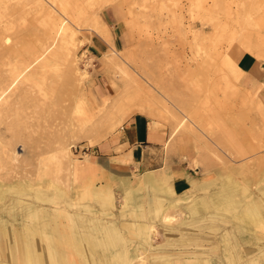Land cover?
I'll return each mask as SVG.
<instances>
[{
    "label": "rangeland",
    "instance_id": "rangeland-1",
    "mask_svg": "<svg viewBox=\"0 0 264 264\" xmlns=\"http://www.w3.org/2000/svg\"><path fill=\"white\" fill-rule=\"evenodd\" d=\"M101 2L0 0V191L41 186L50 192L52 186L77 205L91 194L108 197L106 211L71 212L92 216L97 231L113 224L131 245L135 238L122 222L143 221L142 209L152 218L150 207L119 213L127 206L124 191L143 178L135 173L120 180L117 206L111 183H103L102 172L88 161L96 143L143 112L170 137L193 143L192 161L207 182L172 197L176 205L168 211L181 212L179 220L155 222L151 248L136 264L187 257L194 258L189 264L214 257L221 264L254 258L264 264V217L245 210L264 187V85L246 87L236 67L243 43L264 50V0ZM97 19L109 38L95 30ZM70 32L76 45L68 53L63 41ZM107 97L113 105L101 109ZM152 179L171 192L164 177L153 173ZM221 190L225 197L206 204L199 198ZM233 216L250 229L241 238L252 249L240 257ZM224 245L232 260L223 255Z\"/></svg>",
    "mask_w": 264,
    "mask_h": 264
},
{
    "label": "crops",
    "instance_id": "crops-1",
    "mask_svg": "<svg viewBox=\"0 0 264 264\" xmlns=\"http://www.w3.org/2000/svg\"><path fill=\"white\" fill-rule=\"evenodd\" d=\"M94 47L99 48L98 45ZM236 62L244 74L243 85L250 88L262 83L264 85V64L254 54L244 51ZM89 153L93 161L89 160L88 163L102 172L101 181L111 183L113 194L116 195L115 204L121 200L122 190L117 186L121 184L120 180L133 178L135 173L141 175L140 179L143 178L140 183L124 191L127 206L119 213L138 212L145 203L150 207L152 218L147 217L148 212L142 209L143 221L122 222L124 230L135 238L134 242L125 246L123 234L118 233L113 224L110 227L102 226L97 231L92 216L84 215L82 218L76 210L75 214L71 212L74 208L86 214L106 211L111 207L108 197L91 194L83 197L77 205L73 199L66 200L52 186L50 192H45L46 188L41 186L9 189L0 191V257L3 258L0 264H127L138 253L151 248L154 224L157 220L165 223L162 220L164 214L172 217V221L166 224L179 220L181 212L174 216L168 211L170 205H176L172 197L197 190L207 182V177L199 170L198 161L196 164L192 161L196 158L193 143L185 136L170 137L169 130L154 125L153 120L143 112H136L125 119L120 127L96 143ZM153 173L167 180L171 192L167 187L166 190L161 188L152 179ZM204 194L199 198L205 204L215 197H225L222 190ZM256 198L264 202V187L259 188L256 196L249 199L245 210L246 207L255 209ZM26 199L30 202H26ZM231 201L233 204V199ZM47 203L55 207L48 211L43 205ZM232 206L234 209L237 207ZM233 218V225L237 229L235 246L239 249L240 257L242 251L250 248L243 246L245 239L241 238L244 230L250 229L239 226L241 223ZM150 226L153 233H150ZM224 238L220 236L223 243ZM223 247V255L232 260L226 250L228 247ZM113 249L115 251L110 253ZM160 257L158 260L164 259L166 255ZM187 259L194 258L173 260V264H189ZM253 262L249 264H258L257 258ZM152 264H156V261ZM162 264L168 263L164 261ZM207 264L221 263L218 257H214Z\"/></svg>",
    "mask_w": 264,
    "mask_h": 264
},
{
    "label": "bare ground",
    "instance_id": "bare-ground-1",
    "mask_svg": "<svg viewBox=\"0 0 264 264\" xmlns=\"http://www.w3.org/2000/svg\"><path fill=\"white\" fill-rule=\"evenodd\" d=\"M112 1H114V0H102V2H101V4H107V3H110V2H112ZM102 6V5H101ZM55 14V13H54ZM56 21V20H55ZM100 21L101 20H99V19H97L96 20V22L94 23V28H95V30H98L99 32H105V34H106V37H108L109 38V34H108V32H107V29H104L103 27H101L102 28V30H101V28L98 26L99 24H100ZM61 23V22H60ZM63 23V22H62ZM68 23V22H67ZM62 25V24H61ZM61 25H60V27H61ZM104 25V24H103ZM93 28V29H94ZM59 29V28H58ZM65 29L66 30H68V27H67V25H65ZM94 30V31H95ZM61 31V30H60ZM53 32H54V30H53ZM53 32H51V33H53ZM64 32V31H63ZM57 34H58V32H57ZM61 34V33H60ZM64 34V33H63ZM66 34V33H65ZM52 35V34H51ZM67 35V37L65 38V40L63 41L64 42V49L66 50V48L68 49V53L71 51V49H73L74 47H75V42L73 41V33L72 32H70V33H68V34H66ZM55 38V37H54ZM63 39V38H62ZM61 39V40H62ZM61 42V41H60ZM62 46V45H61ZM65 46H66V48H65ZM242 46H243V49H241L240 51H238L237 53H236V59H237V57L239 56V55H241L244 51H248V52H250L251 54H254L255 55V57H257L258 58V60H264V50L262 49L263 48V46H262V48H260L259 46V48L256 46H254V45H250V43H247L246 45H244V43L242 44ZM40 55V54H39ZM70 57V56H69ZM75 60V59H74ZM74 60H73V63H74ZM237 63V62H236ZM72 64V63H71ZM70 64V65H71ZM223 64V63H222ZM74 65L76 66V63H74ZM26 66V65H25ZM73 66V65H72ZM236 67H237V69L241 72V70H240V68H239V66L238 65H236ZM14 68V67H13ZM26 70V69H25ZM76 70V69H75ZM19 71V70H18ZM18 71H17V75H18ZM6 72H7V70H6ZM11 72V71H10ZM15 72V71H14ZM21 71H19V73H20ZM8 74H9V72H7ZM11 74V73H10ZM15 74V73H14ZM12 75V74H11ZM16 75V76H17ZM20 75V74H19ZM56 75V74H55ZM13 77V75L11 76V78ZM261 85H263V84H261ZM260 85V86H261ZM259 87V86H258ZM150 94V93H149ZM116 95V94H115ZM117 96V95H116ZM86 98V97H85ZM113 99H114V97H113ZM112 99V100H113ZM124 101V100H123ZM148 102V101H147ZM145 103V102H144ZM125 104V103H124ZM146 104V103H145ZM113 105V103H112V101L110 100V98H107V99H105V100H103L102 101V103L101 104H98V106L101 108V109H104V110H106V109H108L109 107H111ZM111 115V114H110ZM14 156V155H13ZM13 156H12V158H13ZM70 158V157H69ZM14 159V158H13ZM69 190V189H68ZM26 195V194H25ZM256 206H255V209L253 210V211H255V212H257V213H259L261 216H263L264 217V202H263V200L262 199H260V198H256ZM252 203V202H251ZM232 204V203H231ZM236 207V206H235ZM175 216V215H174ZM251 218V217H250ZM260 219V218H259ZM163 222H165V223H168V222H171L172 221V217L171 216H169V215H167V214H164V216H163ZM261 220V219H260ZM252 222H254V221H252ZM256 222V221H255ZM250 223V222H249ZM255 224V223H254ZM263 225V224H262ZM257 226V225H256ZM149 227V226H148ZM150 233H153V229H152V227L150 226ZM154 235V234H153ZM45 237V236H44ZM152 238V237H151ZM144 241V240H143ZM10 249V248H9ZM10 252H11V250H10ZM6 253V252H5ZM142 253H143V251H142ZM141 252L140 253H138V255H136L133 259H129L130 261L129 262H127V264H136V263H141L142 261H144V254H142Z\"/></svg>",
    "mask_w": 264,
    "mask_h": 264
}]
</instances>
